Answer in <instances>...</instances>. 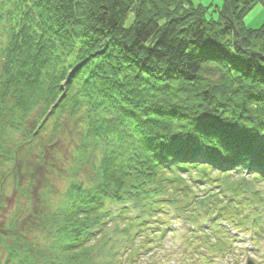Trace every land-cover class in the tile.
Wrapping results in <instances>:
<instances>
[{
	"label": "trees",
	"instance_id": "16d2710c",
	"mask_svg": "<svg viewBox=\"0 0 264 264\" xmlns=\"http://www.w3.org/2000/svg\"><path fill=\"white\" fill-rule=\"evenodd\" d=\"M257 5L264 0H224L208 18L192 0H0L1 264H55V244L92 264L84 252L100 241L97 264H113L102 228L124 217L127 202L143 215L178 211L165 185H179L183 174L264 182V24L244 22ZM48 119L72 131L80 152L101 158L93 185L72 187L68 205L51 214L61 226L49 244L29 236L18 246L11 232L25 215L3 206V190L36 141L45 146Z\"/></svg>",
	"mask_w": 264,
	"mask_h": 264
},
{
	"label": "rangeland",
	"instance_id": "374dc122",
	"mask_svg": "<svg viewBox=\"0 0 264 264\" xmlns=\"http://www.w3.org/2000/svg\"><path fill=\"white\" fill-rule=\"evenodd\" d=\"M192 2L196 6L202 5L208 8V18H216L218 9L220 10L224 4V0H192ZM244 22L249 29H259L264 24V6H255L245 17ZM28 121V126L35 128L33 123L37 124V121L34 116L30 117ZM53 123V120L48 119L46 129L42 131V135L45 137V146H40V142L37 140L36 147L20 158L15 175L12 174L5 184L4 197L2 198L3 206L7 198L10 197L8 199L9 204H12L9 207L10 210L14 209L17 203L15 200H17L21 206L16 210L21 209L26 214L23 220L19 221L23 228L20 226L11 232L19 238L18 246L23 245L20 237L29 240V236H35L36 242L41 243L42 246L43 243L46 246L49 244L47 242L48 237L61 226L58 221L52 218L51 214L65 204V207L68 205L70 201L66 202V194L72 187L73 189L76 187L88 189L93 185L97 165L101 158L99 152H95L93 156L94 151L90 148L87 153L80 152L79 143L72 140L74 137L72 131L63 128L56 131L57 127ZM12 138L17 141L23 139L22 135L17 132L12 134ZM43 150L47 156L45 153L40 154L48 157L49 163L37 164V157L40 154L35 153ZM32 172H35L34 176ZM4 175L0 169V179ZM213 176L217 179L208 180L202 184L194 183L192 181L194 179L188 176H184L185 182L179 183V185L177 182L166 183L165 186L172 190L169 195L175 199L178 198L180 216H183H176L174 219L169 216L171 221L167 216L169 214L163 213L161 210L155 214L143 215L142 209L138 208L131 213L127 211L128 215L126 216L131 219H123L124 217L119 218L116 215L118 213L116 212L117 206L110 208L117 218L115 217L114 222L110 221L102 228L104 230L102 237H106L109 241L107 248L112 247L114 251L116 257L113 264H204V261L210 264H248L249 262L264 264V203H262L264 199L258 200L256 198V193L264 198V183L260 184L243 173H234L228 177V180L233 182L229 184L233 188L239 187L234 189L236 194H227L220 187L227 181L222 180V176L218 175L217 172L213 173ZM248 182L253 184L247 186L246 183ZM241 185L244 188H241ZM183 188H186L187 192ZM15 192H20L22 195ZM185 193L191 199H184ZM28 194H31L32 200H30L31 197L26 196ZM259 196L258 198H260ZM229 201L233 204L230 207L231 217L237 219L236 214L241 218L249 214L242 220V226L247 227L246 232L237 236L231 235L232 238H230L229 235L227 237L214 234L213 229L208 232L204 231L203 222L211 218L216 209L227 207ZM130 203L137 205L135 201ZM139 204H142V201ZM247 204H249L248 207ZM244 205L247 210L244 209ZM254 205L258 208L256 213L254 212L256 209L253 208ZM250 211L252 212L249 213ZM139 213L142 214L141 218L134 219L136 216L138 217ZM221 214L226 218L227 213L225 211ZM171 222L174 226L173 229L168 228ZM193 223L202 226L200 227L199 238L195 236L197 226ZM137 224H140L139 227L132 229V226ZM50 228H52L51 231ZM120 230L127 231L131 242L124 241V237L119 233ZM136 231L138 232L134 234ZM205 234L207 237L203 238ZM146 236L147 244L142 241ZM223 236L230 239L223 238ZM11 241L14 240L12 238L7 239V246L13 244ZM218 245L223 247L225 255L217 252ZM100 246L101 241L94 248L86 250L84 259L92 256V264L100 263L104 259V256L100 257L98 253ZM53 252L55 253V264H78L80 262V253H63L58 244H55ZM0 254L1 264L5 258L3 253ZM38 264L49 263L47 260L41 262L38 259Z\"/></svg>",
	"mask_w": 264,
	"mask_h": 264
}]
</instances>
